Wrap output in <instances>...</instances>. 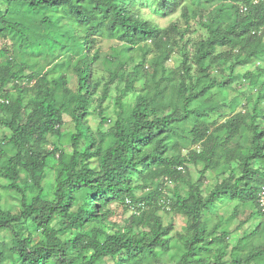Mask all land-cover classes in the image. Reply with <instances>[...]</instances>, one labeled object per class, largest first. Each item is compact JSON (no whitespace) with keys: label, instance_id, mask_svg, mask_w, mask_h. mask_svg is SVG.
<instances>
[{"label":"trees","instance_id":"16d2710c","mask_svg":"<svg viewBox=\"0 0 264 264\" xmlns=\"http://www.w3.org/2000/svg\"><path fill=\"white\" fill-rule=\"evenodd\" d=\"M183 1L0 0V38L11 46L0 47V95L11 100L2 107L0 125L12 131L10 136L0 137V176L9 180L8 188L22 194L19 214L0 213V230L11 231L14 239L8 253L0 242L1 263L109 264L107 260L116 261L122 255L127 257L115 264L159 263L162 252L170 250L175 237L173 223L165 225L159 215L161 208H167L188 220L186 232L180 233L173 243L178 249L175 264H264V243L256 248L249 246L244 255L239 254L263 224L240 238L236 246L230 247L228 242L211 254L214 243H224L229 231L222 229L219 233L220 224L208 231L203 220L225 196L242 202L252 200L264 219L259 204L264 185V128L257 123V112L246 126L241 112L214 128L197 120L187 133L198 147L186 154V144L182 142L185 136L181 134L186 132L181 125L192 114L203 116L210 110L209 107L201 112L192 107L194 102L210 96L214 85L226 89L236 66L264 59V0H234L237 6L221 7L203 22L209 36L196 43L194 55L190 56L183 47L181 81L175 85L182 109L177 105L166 114L156 104L155 96L168 87L159 88L160 80L156 78V94L146 88L126 108L123 97L135 86V72L116 98L121 112L111 130L96 134L88 121L95 102L101 125L110 121L104 116L102 104L117 75L113 72L99 91L101 81L95 73L99 53L93 52L97 39L106 34L122 42L127 50L142 43L153 45L160 50L151 67L155 77L158 70H166L178 25L161 27L142 12L141 6L150 3L162 13H173ZM242 5L247 6L246 11ZM32 16L41 17L33 21L35 25ZM220 47L227 50L218 52ZM68 52L72 53L66 57ZM232 55L235 62L230 65L229 78L218 81L212 77V68L229 62ZM141 66L142 62L136 68ZM70 68L77 75L78 87L74 91L68 86ZM259 68L257 77L264 78V67ZM57 77L62 82L61 89L53 84ZM25 80L29 81L27 85ZM10 85L14 92L9 90ZM263 97L260 92L257 102ZM66 115L74 122L75 131L68 134L72 152L57 147L51 151L43 149L47 134L61 132ZM244 127L247 145L239 141ZM82 141L85 145L81 148ZM12 149L15 153L9 155ZM219 151L221 156L216 158ZM56 157L53 191L44 197L41 172L49 159ZM224 158L229 166L228 176L205 195L203 177ZM236 160L240 161V176L232 167ZM254 162L258 167H253ZM189 164L203 165L196 182L184 176ZM22 169L30 176L29 188H39L30 198L27 184L22 186L17 181ZM137 179L140 184H134ZM170 183L175 184L174 201L166 207L170 203L164 195ZM182 183L187 186L185 193L180 190ZM139 189L143 190L141 195L137 194ZM114 202L132 210L124 225L111 218ZM22 219L33 227L27 235L16 226ZM33 231H38L37 241Z\"/></svg>","mask_w":264,"mask_h":264},{"label":"rangeland","instance_id":"374dc122","mask_svg":"<svg viewBox=\"0 0 264 264\" xmlns=\"http://www.w3.org/2000/svg\"><path fill=\"white\" fill-rule=\"evenodd\" d=\"M232 5H236L234 0H184L173 13H162L157 7L150 5V3L142 5V12L161 27H169L172 24L178 25V33L175 35L176 40L174 41L171 57L165 63L166 70H158L155 77H152L154 75V69L151 67L154 59H156V56L160 53V50L158 51V49L151 44L144 45V43H142V45H134L131 49L127 50L118 39L109 37L106 34L101 35L93 48V52L97 50L99 53V58L95 63V73L97 78L101 81L99 91H101L103 83L110 80L113 72H116L117 75L114 82L109 87V97L105 99L102 104L104 116L109 118L110 121L103 126L101 125V117L98 114V109H95L98 106V102H95L91 108V113L88 115V121L93 132L97 134L99 130L103 132L111 130V127L118 117V113L121 112L120 106L116 103V98L121 94L126 82L133 78L135 72L138 78L135 86L133 90L128 91L123 97V103L126 108L128 105L133 104L137 96L146 91V88H149L150 93L155 95L157 92L156 80H160L159 88H165L166 85H168V87L162 94L155 96L156 104L160 106L166 114L170 113L177 105L182 109L181 99L177 90H175V85H178L181 81L179 72L183 60V47L189 52L190 56L194 55L196 43L209 36V32L203 25V22H206L211 16H214L221 7L229 6L228 9H231L230 6ZM238 6L240 7V5ZM40 18V16H32V25H35L33 24L34 20ZM0 47L4 49L11 48L9 41H5L1 38ZM32 50H34L33 47ZM226 50L227 48L220 47L218 52H224ZM235 51L236 50H234V52ZM70 53L72 52L66 53L65 56L68 57L71 55ZM161 56L162 55H159V57ZM140 62L143 63V66L138 70L136 66ZM234 62L235 55H232L229 58V62L218 63L217 66L212 68L211 76L215 77L218 81H226L231 75L230 65L234 64ZM259 69L261 68L258 67L257 61H250L236 66L232 74V81L226 89L220 90L219 86L214 85L209 92L210 96L198 99L192 104V107L199 109L201 112L209 107L210 110L207 111V115L203 116L192 114L190 118L181 125L186 131L181 132V134L185 136L182 142L186 144L183 149V154H186L191 148L198 147L191 143V134L187 133L193 128L197 120L206 122L214 128L222 122H225L234 114L241 112L244 116L246 126V124L251 123L253 113L257 112V123L261 128H264V97L260 102H257L259 93L262 92L264 95V88H262L264 78L257 77L260 71ZM29 72L30 70L27 71V73ZM67 72L68 86L74 91L78 87L77 75L73 68H70ZM249 73H252L254 76H247ZM162 77H164V79H162ZM154 78H156V80ZM24 82L23 84L27 85L29 81L25 80ZM61 83L58 77L53 80V84L56 88L61 89ZM172 84H174V86H172ZM9 90L11 92L15 91L13 85L9 86ZM15 97L16 95H14L13 98ZM212 107L215 108V111L211 110ZM255 108L257 109L255 110ZM3 116L5 117V114ZM69 131H75L74 122L69 115H66L61 132L57 134H47L45 141L42 143V148L51 151L57 147L59 150L63 149L66 152H72V144L68 137ZM11 134L12 131L9 128L0 125V137H4L5 135L10 136ZM239 141L244 145L248 144L247 128L244 127L243 134L239 137ZM84 145L85 142L82 141L80 143L81 148ZM14 153L15 150L12 149L9 155H13ZM220 156L221 153L219 151L216 158H220ZM57 162V157L56 159H49L48 166L41 172V185L44 188V197L50 196L53 191L57 173ZM239 164V160L234 161L232 164V167L237 171V176L242 174V169ZM253 167H258V163L254 162ZM202 168L203 165L196 166L194 164H189L184 172L185 178L191 182L198 181L201 177ZM228 169L229 166L225 163L224 158L220 161L218 166L207 171L202 179L205 195L209 194L210 190L217 182H220L223 178L228 176ZM27 173L26 170L22 169L21 176L17 181L22 186L27 184L26 194L30 198L31 195H35L39 192V188L36 186L34 188H29L31 181ZM8 183L9 180L7 178L0 176V213L19 214L22 210V194L13 188H8ZM140 183L141 181L139 179L134 182V184ZM174 185V183H170L166 189V195L164 196H167V202L170 203V205H166V207L171 206V203L174 201ZM180 190L182 193H185L187 186L182 183ZM142 192L143 190L141 189L137 190L138 195H141ZM111 208L113 210L111 216L112 220L117 221L121 225H124L132 215V210L128 209L122 203L114 202L111 204ZM159 215L165 225L170 222L173 223L172 235L175 237L170 244V250L168 249L169 251L167 253L162 252L160 262H154V264H175L177 261L175 253L178 249L173 243L177 240L180 233L186 232L185 227L188 224V220L185 215L170 210L168 211L167 208H161L159 210ZM203 220L206 223L204 228L208 231L212 230L217 224L222 226L219 233L222 232V229L229 231V238L224 243L220 241L214 243L212 246L213 253L211 254H216V252L223 247V244L228 242L230 247L236 246L240 238L253 231L259 224H263L259 229V233L246 242L244 249L239 254L244 255V251H248L250 248L249 246L256 248L264 243V219L258 212L257 205H255L252 200L242 202L225 196L217 202V205L211 209L208 214L203 216ZM16 226L26 235L33 230L31 222L25 219L17 222ZM260 233L261 236H259ZM33 235L35 241H37L39 239L38 231H33ZM13 240L11 231L7 229L0 230V242L7 248L6 253L11 252L9 249L14 245ZM230 247L227 249L229 252ZM203 255L206 256L207 254ZM126 257L127 255H122L121 257L119 256L116 261L107 260V262L109 264L120 263L123 262ZM227 257L229 258V253ZM212 260H214V258H212ZM0 264H10V261L6 260L4 263L0 262Z\"/></svg>","mask_w":264,"mask_h":264},{"label":"built area","instance_id":"2783aa9c","mask_svg":"<svg viewBox=\"0 0 264 264\" xmlns=\"http://www.w3.org/2000/svg\"><path fill=\"white\" fill-rule=\"evenodd\" d=\"M260 1L261 0H253V3H259ZM241 9L243 11H246L247 6L242 5ZM257 65L259 67H264V59L261 61H258ZM10 102H11V100L8 97L0 95V114L2 113V107L6 104H9ZM0 143H1V141H0ZM259 204H260L262 211L264 212V185L262 186L261 191L259 193ZM139 205H142V204L140 203Z\"/></svg>","mask_w":264,"mask_h":264}]
</instances>
